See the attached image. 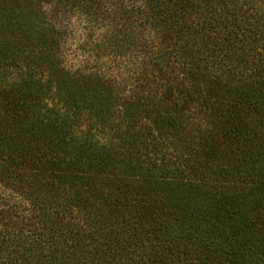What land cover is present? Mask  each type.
<instances>
[{"label": "trees", "instance_id": "obj_1", "mask_svg": "<svg viewBox=\"0 0 264 264\" xmlns=\"http://www.w3.org/2000/svg\"><path fill=\"white\" fill-rule=\"evenodd\" d=\"M0 264H264V0H0Z\"/></svg>", "mask_w": 264, "mask_h": 264}, {"label": "rangeland", "instance_id": "obj_2", "mask_svg": "<svg viewBox=\"0 0 264 264\" xmlns=\"http://www.w3.org/2000/svg\"><path fill=\"white\" fill-rule=\"evenodd\" d=\"M74 34V36H70L69 41L65 46L66 65L69 67H85L87 63L86 59H82L80 50L76 48L79 38L80 40L84 38L85 30L78 29Z\"/></svg>", "mask_w": 264, "mask_h": 264}]
</instances>
